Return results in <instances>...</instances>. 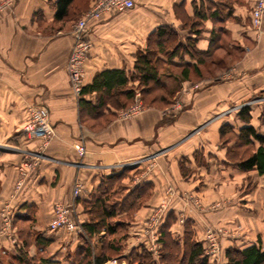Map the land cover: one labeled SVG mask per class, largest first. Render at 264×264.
Wrapping results in <instances>:
<instances>
[{
  "label": "crops",
  "instance_id": "1",
  "mask_svg": "<svg viewBox=\"0 0 264 264\" xmlns=\"http://www.w3.org/2000/svg\"><path fill=\"white\" fill-rule=\"evenodd\" d=\"M216 1L134 0L129 11L104 15L92 22L85 87L106 70L129 75L137 53L144 51L149 37L162 26L173 29L178 41L195 36L198 30L196 48L206 51L213 45L217 67L229 54H238L213 82H200L193 95L180 97L183 108L173 117L164 116V108L145 107L127 120L118 119L114 108L107 110L109 104L93 109L97 100L106 96L103 91H87L81 96L83 101L73 95L66 72L73 38L66 29L67 20H55L56 0H14L0 8V264H24L14 258L22 246L18 228L28 230L26 250L39 264H78L83 241L79 233L47 229L52 207L57 202H73L81 224L88 219L85 204L98 196L103 176L124 170L131 176L123 180L128 187L152 183L149 196L126 225L119 254L126 264H138L143 250L151 255L148 264H160L156 258L163 245L159 241L162 232L181 249L186 234L190 242L207 248V237L214 233L221 248L216 264L227 263V249L255 245L264 250L263 175L255 171L251 187L245 189L244 173L228 162L218 146L222 123L242 125L232 108L256 92L264 93V32L256 36L250 25L256 0H223L228 7L219 16ZM196 9L203 14L197 30L190 25ZM184 60L195 63L187 56ZM160 73L168 88L186 89L197 83L180 81L178 72ZM170 80L175 82L174 87ZM40 105L48 108L55 136L18 187L22 160L34 155L41 143L27 138L22 127L28 107ZM256 106L251 108L250 124L264 135V102ZM202 127L205 133L194 134ZM80 141L86 149L83 157L75 149ZM130 167H134V173ZM180 167L193 171L188 182ZM78 180L82 191L74 197L72 189ZM170 185L178 194L166 213L162 212L150 226L151 214L166 200ZM189 186L203 204L220 201L222 207L198 210L187 204L181 197ZM6 206L12 223L10 231L2 233L1 213ZM103 233L91 238L93 257L100 255V246L95 248L93 243Z\"/></svg>",
  "mask_w": 264,
  "mask_h": 264
},
{
  "label": "trees",
  "instance_id": "2",
  "mask_svg": "<svg viewBox=\"0 0 264 264\" xmlns=\"http://www.w3.org/2000/svg\"><path fill=\"white\" fill-rule=\"evenodd\" d=\"M76 1L56 0L55 20H68L75 8ZM80 6L78 5L77 11L82 13L85 8L82 9ZM227 7L226 1L217 0L216 14L219 16ZM201 11L196 9L190 23L193 29L199 27L198 21L203 17ZM197 33L198 30L195 36H187L178 41L177 34L173 29L167 26L159 27L149 37L144 51L137 53L133 70L129 75L125 76L122 71L118 70L103 71L94 78L91 85L82 87L80 101H83L81 96L87 91H103L107 97L102 95L93 109L97 111L109 104L107 110L112 107L116 114L118 109L125 108L133 102L137 89L146 106L165 107L171 105L178 89L168 88L163 84L160 75L161 68L164 66L179 67L180 71L176 76L180 81L188 80L191 73L197 76L201 74L199 65L204 64V59L215 50L213 45L206 51L196 48ZM186 56L195 60V63L186 62L184 60ZM113 88L115 91L111 95ZM250 112L251 109L248 105L237 109L236 119L242 125L224 122L219 127V135L224 139L223 144L229 143L232 147L235 144L237 146L241 144L247 147L246 152L244 151L245 153L243 152L242 157L238 160L228 159L231 165L245 172L256 171L258 174L264 175V135L259 134L257 129L250 124ZM107 116L109 118L112 115L110 113ZM232 136L237 139H232ZM127 176L131 178L129 170L104 175L98 188V196L93 197L85 204L84 208L88 219L81 223L79 236L83 245L79 248L78 264H103L112 256H119L123 247L122 240L126 237V225L131 221L133 212L149 196L152 188L150 182L128 187L123 182ZM17 232L22 246L18 247L17 255L14 258L19 263L39 264L37 258L29 257L26 250L30 243L28 230L23 231L18 228ZM101 232H104V235L98 237L97 241L93 243L94 247L100 246V255L93 257V250L90 248L91 238L94 234ZM160 235L159 241L163 245L156 258L160 264H210L209 258L205 254L206 248L201 243L190 242L187 234L183 249L176 241H171L167 237V233L162 232ZM142 253L143 257L138 264H148L151 255L145 250ZM226 257V264H264V250L255 245L243 250L227 249ZM42 258L48 260L44 256Z\"/></svg>",
  "mask_w": 264,
  "mask_h": 264
},
{
  "label": "built area",
  "instance_id": "3",
  "mask_svg": "<svg viewBox=\"0 0 264 264\" xmlns=\"http://www.w3.org/2000/svg\"><path fill=\"white\" fill-rule=\"evenodd\" d=\"M11 2H3L0 8L7 7ZM134 0H92L90 8L83 14V16L75 23L71 30L73 43L68 54L66 63V72L69 81L73 84L74 92L80 95L83 87V72L84 65L88 59L90 50L92 48V41L90 39L91 24L97 19H101L104 15L114 13H125L134 7ZM264 19V0H256L251 10V24L252 27L261 33V26ZM197 87V85H194ZM139 92L135 93L134 104L121 112L119 116L122 118H131L138 115L144 110L143 105L140 102ZM179 108V104L177 103ZM48 108L46 106H30L27 109V120L22 127V132L29 139H39L41 141L37 152L32 156H26L25 161L19 167L21 175L28 173L29 169L35 166L44 156L45 149L48 143L55 136V130L49 121ZM78 156L83 157L86 153L85 146L82 141L75 147ZM21 186L20 183L17 185ZM82 191V183L78 180L74 183L72 194L74 197H78ZM2 221V233H6L11 227V213L9 208L4 207L1 213ZM151 224H155L157 219L150 218ZM47 229L50 231L63 230L68 234H77L81 231V224L75 217V205L73 202H57L52 207V219L47 225ZM10 231V230H9ZM209 242L208 250L206 249V255L210 257V254H215L218 251L215 237L213 234L207 237ZM103 264H126L120 257H113L106 260Z\"/></svg>",
  "mask_w": 264,
  "mask_h": 264
},
{
  "label": "rangeland",
  "instance_id": "4",
  "mask_svg": "<svg viewBox=\"0 0 264 264\" xmlns=\"http://www.w3.org/2000/svg\"><path fill=\"white\" fill-rule=\"evenodd\" d=\"M14 0H0V5L3 4V2L5 3H9V2H13ZM92 2V0H90ZM90 1L89 0H77L75 2V8L73 9V11L71 12V17L67 20L68 22V25L66 26V29L67 30H72L75 23L83 16V14L90 8L91 4H90ZM85 3H87L85 5ZM89 3V5H88ZM78 5H81L82 6V9L85 8L84 10H82V13H79L77 10H78ZM88 5V6H87ZM80 6V7H81ZM252 10V9H251ZM263 23H264V19H263ZM250 25H251V28L253 29V31L255 32L256 36H259L261 35L263 32H264V29H263V24L261 26V33L258 35V32L255 31V29L252 27V24H251V12H250ZM51 29H54L53 27ZM217 50V49H216ZM219 52V51H218ZM215 53L216 51L214 50L212 52V54H210L205 60L204 64L200 65L199 66V69H200V75L197 76L196 74L194 73H191L190 74V81H195L197 82L196 84H193L192 86H190L189 88L187 87L186 89H184V87H180V89L176 92L175 94V100L174 102L169 105V106H165V107H158V108H164L163 110V114L164 116H168L169 118L173 117L175 114H177L182 108H183V105L180 101V97H182L184 94H190V95H193L195 90H197L199 88V84L200 82H204L205 80L209 79L211 82L214 81V78L215 77H219L221 76L222 72L225 71V69L228 67V64L232 63L233 61L236 60V58L238 57V54L236 52H233L231 54L228 55L227 58H224L222 60H220V65H216L215 63ZM219 62V61H218ZM215 68H213L214 66ZM213 66V67H212ZM220 70L221 72L219 74H215L213 73L214 71L213 70ZM161 71L162 72H166V73H177L180 71V68H174V67H167V66H164L163 68H161ZM211 72L213 74H211ZM83 85H84V78H85V65H84V72H83ZM69 80V79H68ZM69 85H70V88H71V91L73 93V95L75 96V98H79L80 95H77L75 92H74V87H73V84L69 81ZM176 84L175 82H173V80H170V86L171 87H174ZM194 85H197L194 86ZM136 92H139L137 89L135 91ZM140 93V92H139ZM139 98H140V102L141 104L143 105V107H155V106H146L144 105L142 99H141V94H139ZM264 102V93H254L252 95H250L248 97L247 100H245L244 102H242L239 106H236V107H233L232 109L233 110H237L239 108H241L242 106L244 105H248L250 107V109L254 106H256V104H259V103H263ZM177 103L179 104V108L177 107ZM134 104V100L133 102L128 105L127 107L125 108H120L117 110L116 112V117L118 119H121V120H127L128 118H122L119 116V112L123 111V110H126L128 108H130L132 105ZM257 108H259L258 106H256ZM263 109L262 105L260 106V109ZM232 110L229 112L231 113ZM256 113H259V110H257ZM49 114V112H48ZM132 118V117H131ZM110 119V118H109ZM108 119V120H109ZM130 119V118H129ZM107 121V120H106ZM101 122H104V121H101ZM201 131V133L204 132L203 130V127L202 128H199L197 130H194V134ZM206 131V130H205ZM205 133V132H204ZM193 134V133H192ZM54 138V137H53ZM52 138V139H53ZM232 139H237V138H234V136H232ZM223 140L222 138H220V135L218 133V146L221 147V149L224 150V154H225V157L226 159H230L231 161H235V160H238L239 158L242 157V153L247 149V147L239 144L238 146L235 144V146L232 147V145L230 146L229 143H224L223 144ZM52 141V140H51ZM50 141V142H51ZM49 142V143H50ZM48 143V144H49ZM48 146V145H47ZM254 146V145H253ZM167 151V150H166ZM246 152V151H245ZM244 152V153H245ZM229 160V161H230ZM25 161V158L22 160V163ZM181 164L184 163V161L180 162ZM133 171L134 167H130ZM135 171H133L132 173H134ZM180 172L182 174V177L184 178L185 181L188 182V180H190L194 174H193V171L189 168L185 169L184 167L181 168L180 167ZM244 173V181H245V189H248L251 187V182L253 181V175L256 173L255 171H242ZM20 173V171H19ZM27 175V173L25 175H21L20 173V177H18V179L16 180V186L18 185V183H20L21 185L24 183V179H25V176ZM263 179H264V175H263ZM250 183V184H249ZM166 194H167V198L166 200L160 205L158 206L154 211L153 213L151 214V217L154 218V220L158 219V217H160V214L162 212H165L167 211V208L170 204V201H172L173 197H175L178 193H177V189H175L172 185L168 186L166 188ZM182 197L184 199V201L187 203V204H190L192 205L193 207H195L196 209H206V210H216L218 208H221L222 205H223V202H220V201H215V202H212V203H208V204H203L202 203V199L201 197L199 196V194H197L196 192L192 191L190 189V186L187 190H184L182 192ZM135 213V211L133 212V214ZM132 214V216H134ZM179 220L181 221H184L185 218L184 217H180ZM214 237H215V241H216V245L218 246V251H216L217 253L215 254H210V258H212V261L209 260V263L210 264H216V260H217V257L218 255H220L221 253V248H220V244L218 242V240L216 239V236L215 234L213 233ZM96 236H99V235H96ZM100 237V236H99ZM95 241V240H94ZM208 250V247L206 248ZM206 252V251H205ZM113 257H116V256H112L111 258ZM119 257V256H117ZM209 258V256H208Z\"/></svg>",
  "mask_w": 264,
  "mask_h": 264
}]
</instances>
